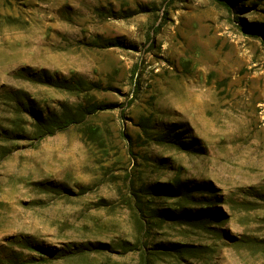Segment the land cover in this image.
<instances>
[{"label": "rangeland", "instance_id": "1", "mask_svg": "<svg viewBox=\"0 0 264 264\" xmlns=\"http://www.w3.org/2000/svg\"><path fill=\"white\" fill-rule=\"evenodd\" d=\"M24 68L101 82L89 97L105 109L25 138V93L46 111L88 95L33 83ZM143 116L187 148L143 134ZM177 179L207 225L142 213L137 225L133 187ZM143 199L178 208V197ZM138 240L142 250L117 247ZM88 242L115 250L47 261L37 250ZM144 252L147 264H264V0H0V264H143Z\"/></svg>", "mask_w": 264, "mask_h": 264}, {"label": "trees", "instance_id": "2", "mask_svg": "<svg viewBox=\"0 0 264 264\" xmlns=\"http://www.w3.org/2000/svg\"><path fill=\"white\" fill-rule=\"evenodd\" d=\"M22 76L25 79L42 85H47L55 89L70 93V94H85L88 95L85 101H81L78 104H68L61 103L60 110H48L46 111L35 101L34 98L25 93V101L18 100L15 113L25 114L30 120H25L33 128L32 133H30L25 127V138L42 140L47 136L54 135L58 132H63L69 129L71 126L85 125L86 120L96 114L99 110L105 109L103 105L97 101L94 97H89L92 91H99L102 89L101 82L89 81L84 77L73 76L71 78L66 77H52L49 76L46 71L40 73H33L31 69L24 68L21 69ZM90 94V95H89ZM19 119L13 120V125L19 126ZM141 132L147 136H152L160 144H167L170 146H177L181 149H186L185 144L180 140L179 134L176 130L168 129L165 132L153 133L154 126L152 125V119L150 117H141L139 124ZM85 135L97 134V132L91 127H85L82 129ZM24 132V130H23ZM10 133V132H9ZM31 134V135H30ZM154 134V135H153ZM176 186L168 187L167 185L156 184L149 187L145 185L138 189L133 187V195L136 198V204L133 206L134 211L137 215L136 223L143 224V219L140 217L142 213L147 217L149 223L155 222L162 223L167 220L172 221H183L189 224H200L204 227L208 222L207 217L210 215H198L193 213L190 209L185 207L184 202L192 204L197 201L193 195L194 188L190 187L188 184L181 182L179 179L176 181ZM46 189L52 192L70 191L64 185L48 184L45 186ZM145 195H163L166 197H178L179 201L176 203L178 206L177 210H172V208L160 209L152 206L151 200L147 203L144 201L143 197ZM150 204V205H149ZM182 207V210H181ZM142 240L136 242L124 241L117 245V247L125 251H136L142 250L141 247ZM145 246V245H144ZM114 246L107 243H82V244H71L61 248H38L41 257L47 261L48 258L64 259L73 258L81 256L92 252H102L107 250H115ZM194 246L188 244H176V243H159L156 245L155 250L163 252L165 254H182L183 252H188L190 255L193 254ZM144 262L147 264L146 253H143Z\"/></svg>", "mask_w": 264, "mask_h": 264}]
</instances>
